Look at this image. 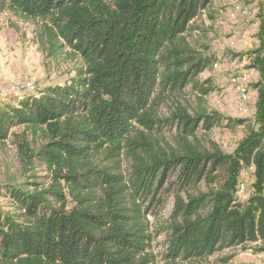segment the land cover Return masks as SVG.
I'll list each match as a JSON object with an SVG mask.
<instances>
[{
  "label": "trees",
  "instance_id": "1",
  "mask_svg": "<svg viewBox=\"0 0 264 264\" xmlns=\"http://www.w3.org/2000/svg\"><path fill=\"white\" fill-rule=\"evenodd\" d=\"M1 14L26 28L47 77L60 80L0 100V148L16 170L2 185L0 264L264 253V0L246 53L257 75L252 118L208 104L216 86L201 75L217 55L202 16L216 19L213 0H0ZM240 126L231 152L211 135Z\"/></svg>",
  "mask_w": 264,
  "mask_h": 264
},
{
  "label": "rangeland",
  "instance_id": "2",
  "mask_svg": "<svg viewBox=\"0 0 264 264\" xmlns=\"http://www.w3.org/2000/svg\"><path fill=\"white\" fill-rule=\"evenodd\" d=\"M259 0H213L217 11L216 19L212 21L206 14L202 16V23L211 26L207 32L211 52L217 55V60L210 72L201 75L202 78L211 76L215 82V90L207 95L211 109L217 110L225 117L252 118L256 91L250 86L255 81L256 72L248 67L247 51L254 42V33L257 23L254 16L231 17L235 5H244L257 11ZM15 19L9 15H0V100H9L7 96L12 93L20 94L23 87L29 83L41 87L47 80L60 78L55 74L47 77L42 65V58L36 46L30 40V33L23 26L21 30L12 26ZM20 26V25H19ZM197 31L196 33H198ZM237 34H244L243 41L234 42ZM252 46V47H251ZM233 53L237 54L231 56ZM247 75L246 85L248 96L243 102L236 99L235 86L231 84V75ZM212 137L231 152L243 135V127L230 130L224 127L215 128ZM16 174L15 162L11 149L0 148V206H7V198L3 197V183L8 182ZM242 177L250 181V171L245 170ZM247 196L240 197L245 200ZM228 255L229 260L222 261ZM208 264H264V253H255L251 248L227 249L208 259Z\"/></svg>",
  "mask_w": 264,
  "mask_h": 264
},
{
  "label": "built area",
  "instance_id": "3",
  "mask_svg": "<svg viewBox=\"0 0 264 264\" xmlns=\"http://www.w3.org/2000/svg\"><path fill=\"white\" fill-rule=\"evenodd\" d=\"M255 10L252 7H248V6H244V5H235L232 12L230 13L231 17H243V16H254L255 15ZM245 38L244 34H237L236 33V38L235 40H233L234 42H240L243 41ZM214 66H217V64H214ZM247 80V75L246 74H242L241 76L239 75H231L230 77V82L231 84H233L235 86V91L237 92L236 95V99L238 102H243L244 100L247 99L248 96V91H247V85H246V81ZM35 86L33 84H29L27 83L23 88L24 89H33ZM250 171V181L248 182L247 179L242 177L241 174V178L239 179L238 185H237V190H236V195L238 198L242 197V196H248L250 193V188H249V184L253 179L252 176V172H253V167L248 169Z\"/></svg>",
  "mask_w": 264,
  "mask_h": 264
},
{
  "label": "crops",
  "instance_id": "4",
  "mask_svg": "<svg viewBox=\"0 0 264 264\" xmlns=\"http://www.w3.org/2000/svg\"><path fill=\"white\" fill-rule=\"evenodd\" d=\"M256 28H257V27H256ZM236 33H237V32H236ZM242 43H244L245 45H247V44L245 43V41H243ZM252 46H253V45H252ZM252 46H251V47H252Z\"/></svg>",
  "mask_w": 264,
  "mask_h": 264
}]
</instances>
